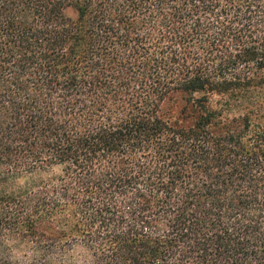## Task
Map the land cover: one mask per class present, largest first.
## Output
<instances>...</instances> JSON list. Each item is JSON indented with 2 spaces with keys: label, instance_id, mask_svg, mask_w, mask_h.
Wrapping results in <instances>:
<instances>
[{
  "label": "trees",
  "instance_id": "trees-1",
  "mask_svg": "<svg viewBox=\"0 0 264 264\" xmlns=\"http://www.w3.org/2000/svg\"><path fill=\"white\" fill-rule=\"evenodd\" d=\"M0 264H264V0H0Z\"/></svg>",
  "mask_w": 264,
  "mask_h": 264
}]
</instances>
